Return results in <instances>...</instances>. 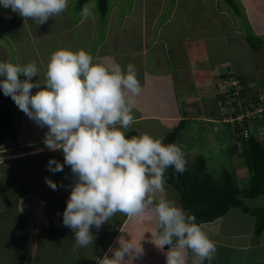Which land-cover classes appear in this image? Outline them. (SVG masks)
I'll return each instance as SVG.
<instances>
[{
  "label": "clouds",
  "instance_id": "obj_1",
  "mask_svg": "<svg viewBox=\"0 0 264 264\" xmlns=\"http://www.w3.org/2000/svg\"><path fill=\"white\" fill-rule=\"evenodd\" d=\"M0 7L44 24L63 13L68 0H0ZM89 11L86 6L83 14ZM93 61L84 49H57L50 54L43 81L32 80L40 77L35 61H0V90L38 126H47L44 144L49 150L63 152L64 163L50 158L49 170L61 172L68 165L77 176L63 224L74 231L77 247L87 246L94 240L91 229H99L117 212L133 217L155 203L154 243L162 251L168 246L166 264H189L188 250L191 264H211L216 243L196 216L173 200L154 202L152 195L166 190L170 167L177 174L187 170L182 148L148 133L126 134L135 123V97L142 91L135 65L125 69L114 59L107 64ZM34 88L38 90L33 94ZM233 147L236 154L242 153ZM118 243L111 258L105 256V264H124L143 255L140 241L120 237Z\"/></svg>",
  "mask_w": 264,
  "mask_h": 264
},
{
  "label": "crops",
  "instance_id": "obj_2",
  "mask_svg": "<svg viewBox=\"0 0 264 264\" xmlns=\"http://www.w3.org/2000/svg\"><path fill=\"white\" fill-rule=\"evenodd\" d=\"M226 2L230 9L222 6L220 0H131L128 3L131 4V12L124 14L120 23L119 19H115L118 12H107V3L106 12L109 16L104 39L96 47L97 55L93 61L109 63L114 59L125 69L130 63L135 65L142 91L135 97V123L126 133L134 131L137 135L148 133L153 137L164 138L184 120V126L175 142L179 145L180 136L187 130L184 143H187V138L189 143L186 150H191L196 156L195 160L199 156L204 159L206 171L215 165L192 149L196 141L202 143L203 149L207 143L218 144L221 150L232 156L228 136H225V126L213 121L218 109L217 98L211 92L216 93L218 84L230 75L239 78L248 89L264 88V0ZM93 17L91 11L86 15L92 21ZM28 30L27 33H30ZM89 38L92 39V35ZM37 39L43 38L38 36ZM0 55L1 61H4L2 53ZM196 72L198 78L194 77ZM208 80L212 87H204L202 81ZM180 84L187 91L200 90V93L182 96L180 101L177 96ZM196 100L198 103H195ZM188 101H194L191 103L197 107L194 111L186 107ZM188 122L189 129L185 126ZM192 123L207 129L206 133L200 137ZM211 125L213 129L208 130L206 126ZM42 140L40 137L23 141L19 145L8 143L12 147H22ZM233 156L239 157L236 152ZM239 159L243 161L244 158ZM231 170L237 179L245 172L243 163L232 165ZM209 173L218 179L212 171ZM175 192L177 190L167 184L164 192L152 194L154 202L156 197L171 199L172 194H176L179 204L178 192ZM154 207L155 203L137 216L125 215L114 238L117 237V242L120 237L140 241L143 250L150 252L156 249L155 255L163 253L164 257L158 259L157 264H166L164 252L167 246L160 251L154 243L157 222ZM245 207L246 211L240 207H231L213 221L200 224L202 230L216 243L215 264H222L218 262L221 260L225 264H264V228L260 234L254 233L255 217L251 214V209L264 208V203L262 206L257 203L250 210L247 208L251 206ZM149 224L152 228H145ZM128 225L133 227L128 229ZM192 255L191 250H188L186 258L189 264ZM204 263L209 264L206 261Z\"/></svg>",
  "mask_w": 264,
  "mask_h": 264
},
{
  "label": "rangeland",
  "instance_id": "obj_3",
  "mask_svg": "<svg viewBox=\"0 0 264 264\" xmlns=\"http://www.w3.org/2000/svg\"><path fill=\"white\" fill-rule=\"evenodd\" d=\"M130 1L108 0L107 12L110 11L111 14L113 11L118 12L115 14V19H119L120 23L121 17L131 12L129 8L131 4L128 5ZM227 1L229 2V0ZM76 2L77 0H68L67 9L54 18L50 17L44 24H37L36 21L24 18L11 9L0 7V53H2L4 61L19 65L35 61L40 68V77L34 76L32 80L43 81L50 54L57 49H84L91 53L95 60L96 47L104 39V30L109 14L107 12L106 14L100 13L97 0H88L80 9L77 8ZM220 4L230 9L226 0H220ZM86 6L94 13L93 21L91 18L87 19L83 14V9ZM232 14L230 12V15ZM27 29L30 33H27ZM91 35L92 39L89 38ZM38 36L43 39H37ZM34 45L36 48L33 47ZM194 77H199L197 72ZM19 78L25 79L23 74H20ZM209 80L202 81L205 84L204 87H212ZM41 86L43 87V85ZM182 86L180 84V87H177V96L180 101L182 96L190 94L195 96L200 93V90L188 89L187 91L185 90L187 88ZM262 89L264 90V88ZM37 90L36 88L32 89L33 94ZM211 95L217 98L215 91L211 92ZM192 102L194 101H188L189 105L186 107H190L191 111H194L197 107L191 105ZM195 103L198 101L196 100ZM10 107L14 116L16 136L11 137L10 135L5 141H3L4 138L0 139V157L3 158V163H0V264H105V256L111 258L113 250L120 246L117 237L114 238V234L120 228L125 214L117 212L99 229L92 228L91 231L94 234L92 244L77 247L74 231L63 224L61 213L55 209L56 206L68 200L71 186L76 182L77 176L68 165H64L61 172L49 170V159L54 158L63 164L64 155L61 150H49L45 146L44 140L22 147L10 145H19L23 141L40 137L44 139L45 133L48 131L47 126H38L18 108L14 101ZM192 124L194 131H197L200 137L206 133L207 129L204 130L199 125ZM185 126L189 129L190 123L188 122ZM206 128L212 130L213 125L206 126ZM187 135L186 130L180 136L179 146L185 152L188 163H193L196 156L191 153V150L189 152L186 150V145L189 143L188 138L187 143H184ZM257 138L264 145V136L261 134ZM196 143L191 146L192 149L197 155L203 154L207 161L209 160L211 164L215 165L207 170L212 171L218 178L221 177L223 168L229 170L232 165L243 163L245 172L238 179V186L240 190L248 187L250 171L245 160L239 159L242 157L241 154L239 157L233 156L235 151L230 141L229 152L232 156H229L227 151L221 150L218 144L207 143L203 149L202 143L198 144L197 141ZM218 143L220 144V139ZM48 180L56 184L55 189L50 187ZM161 198L163 197H156L155 201L158 202ZM176 198L177 195L172 194L169 200L177 202ZM242 202L244 206H251L247 210L253 208L257 203L262 206L264 194L253 198H243ZM244 210L246 211V209ZM132 227V225H128V229ZM145 228H152V225H145ZM154 251L151 249L149 252L144 249L143 255L134 258V260L129 258L124 264H157L158 259L164 255L163 253L155 255ZM215 260H212L211 264H215ZM218 262L225 264L224 260Z\"/></svg>",
  "mask_w": 264,
  "mask_h": 264
},
{
  "label": "trees",
  "instance_id": "obj_4",
  "mask_svg": "<svg viewBox=\"0 0 264 264\" xmlns=\"http://www.w3.org/2000/svg\"><path fill=\"white\" fill-rule=\"evenodd\" d=\"M87 1L77 0V8H82ZM97 2L100 13L104 14L108 0H97ZM235 11L238 12L236 8ZM12 101L10 96H5L0 90V139L4 138L3 141L7 140L10 135L11 137L16 136L14 116L10 107ZM184 123V120H181L164 136L163 142L176 144L177 134L183 128ZM260 124L264 130V112ZM126 134L128 136L137 135L134 131ZM243 148L241 156L250 171L249 185L244 190H240L238 179L231 169L224 168L221 177L214 179L212 174L206 171L205 161L201 156L193 163H187V170L182 174L175 173L171 167L167 170L166 184L177 190L179 204L190 214L196 216V222L199 225L222 216L231 207H240L244 210L246 207L243 205V198H253L264 194V145L260 139L250 137L244 142ZM237 155L240 156V154ZM65 208L66 202L55 207L61 213V218ZM251 214L255 217L254 233L260 234L264 228V208H253Z\"/></svg>",
  "mask_w": 264,
  "mask_h": 264
},
{
  "label": "built area",
  "instance_id": "obj_5",
  "mask_svg": "<svg viewBox=\"0 0 264 264\" xmlns=\"http://www.w3.org/2000/svg\"><path fill=\"white\" fill-rule=\"evenodd\" d=\"M217 117L214 122L227 128L228 140L242 152L250 137L264 135L260 124L264 112V90L248 89L236 76L230 75L218 84ZM262 129V132H261Z\"/></svg>",
  "mask_w": 264,
  "mask_h": 264
}]
</instances>
